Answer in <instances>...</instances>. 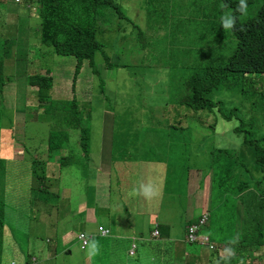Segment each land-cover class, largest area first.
I'll return each instance as SVG.
<instances>
[{"label":"rangeland","instance_id":"obj_1","mask_svg":"<svg viewBox=\"0 0 264 264\" xmlns=\"http://www.w3.org/2000/svg\"><path fill=\"white\" fill-rule=\"evenodd\" d=\"M252 2L247 9L255 14L261 0ZM20 3L22 0H6L4 17H0L2 39L9 46L7 52L10 48V56L3 59L1 65L8 70L6 75L15 77L14 82L2 91V105L13 110L15 116L12 139L4 140L13 151L9 147L0 148L1 159L5 160L1 172L9 176L3 175L0 180L11 179L13 184L8 185L6 194L1 264H11L13 260L16 264H24L27 260L29 264H155L157 251L147 246H143L141 253L144 257L147 255L150 262L126 254L127 259L123 261L122 256L102 252L106 251V239L131 240L132 230L139 229L143 234H150L156 225L155 230L158 234L160 232L161 238L168 235L166 241L173 244L170 240L173 236L177 237L180 239L177 243L180 250L185 247L184 240L189 249L197 246L205 248L215 264H227L226 260L218 257L222 253L228 255L230 260L234 259V264H243L246 259L249 264H264V253L254 250V256H250V248L243 243L247 225H244L239 210H235L236 206L231 204L235 197L232 189L239 181L249 179V183L255 185L256 179L262 175L246 172L242 173V179L241 171L235 166L232 169L229 167L228 173H220L221 166L218 165L225 162L227 154L217 152V146L229 151L236 142L243 143V136L246 135L255 143L264 139V103L251 95L247 90L249 82L240 77L234 81V92L224 89L216 95L215 100L222 105L220 113L215 110L212 115L203 112L195 115L183 110L179 101L185 94L184 83L195 67L216 66L220 59L230 57L236 46L231 33L226 30L222 34V45L211 47L210 53H203L195 63L180 62L177 67V62L169 58L168 50L165 52L164 49L169 48L181 59L185 58L187 48L192 47L193 43L186 41L183 28L169 38L167 30L159 31L156 36L154 29L157 26L154 24L148 35L151 43L145 50L133 44L135 31L127 35L117 33L119 43L114 41L115 36L111 33L98 35L97 41L106 44V53L114 66L106 67V58L96 55L94 66L100 72V80L85 63L73 87L75 59L52 55L49 48L41 45L40 19L34 15L36 12L31 10L30 5L23 7ZM124 8L130 9L129 6ZM248 14L239 15V21ZM138 19L135 20L140 24ZM121 26L130 27L127 23ZM172 26L178 27V22L175 21ZM187 27H192L191 22ZM17 31L24 36L17 38ZM109 38L111 41L107 43ZM17 39H26L22 42L27 43L31 51L39 56L34 62L29 60L31 51L24 57L23 52L17 49ZM193 39H196V33H193ZM176 41L177 44H172ZM19 47L24 48V45L20 44ZM17 65L31 74L48 76L46 70H50L49 76L54 78L53 99L65 102L75 97L80 108L90 112L89 119L82 123L90 132L87 140L89 152H95L88 156L89 161L81 154L83 141L81 143L76 135L79 132L69 130L64 147L72 150V156L69 154L71 158L67 161L70 165L59 168V158L54 152L48 153L47 139L50 129L58 127L61 116L45 114L36 109L38 103L32 95L36 88L27 85L24 74L16 76ZM13 68L12 74L10 71ZM167 105L172 110H167ZM180 115L181 120L177 118ZM4 117L7 121L9 117L11 119L6 112ZM190 117L193 119L186 120ZM171 118L178 123L169 122ZM141 123L145 129L150 126L155 130L146 129L145 133H150V136L141 135L140 139H136L144 133ZM187 125L189 129H185ZM260 144L264 145L262 141ZM211 145L216 151L208 155L206 152ZM241 149L250 156L251 148ZM33 161L41 163L42 169L36 165V173H32ZM96 173L112 175L107 177ZM146 173H152L153 184L149 183ZM188 173H209L206 182L212 179L211 173H214L216 181L211 185L209 194L200 195L206 200H200L196 184H190ZM33 174L43 179L48 197L44 193L38 196L31 190L36 185ZM142 184L151 186L152 196L138 195L139 202L129 205L127 198L130 193ZM108 187L109 192L105 194ZM189 187L196 189L190 193ZM114 192L120 193L119 202L126 203L127 210L124 205H119L115 210L118 204L113 203L111 211L101 209L110 204V198L117 196ZM136 197L132 196V199ZM161 199L166 201L160 203ZM139 206L144 210H139ZM204 208L209 210L210 217L200 232L209 237L214 250L197 243L189 244L185 238L187 225L196 222ZM89 211L93 213L95 222H87ZM137 212L146 214L149 227L145 219H136ZM140 221L143 225H130ZM99 225L108 227L111 235L100 237L97 232ZM80 233L92 236L84 250H81L78 240ZM155 240L164 241L159 238ZM223 246H226V250L222 249ZM179 264L182 262L179 261Z\"/></svg>","mask_w":264,"mask_h":264},{"label":"trees","instance_id":"obj_2","mask_svg":"<svg viewBox=\"0 0 264 264\" xmlns=\"http://www.w3.org/2000/svg\"><path fill=\"white\" fill-rule=\"evenodd\" d=\"M5 3L6 0H0V17H4L2 14L5 12ZM252 3V0H247L249 7ZM20 4L23 7L30 5L31 10L36 12L33 14L40 19V43L49 48L52 55L73 57L75 59V71L72 79L73 87L85 63H88V66L92 68L93 74L97 75L100 80V72L94 66L96 55L106 58V67L114 66V64L110 63L106 53V44L97 41L98 35L111 33V35L115 36L114 41L119 43L120 40L117 38V33L120 34L121 32L127 35L135 30L136 33L132 37L133 44L145 50L151 43V39L147 36L151 33V27L154 24L157 26L154 29L156 36L159 31L167 30L169 38L177 35L179 28H183L186 41L193 43L192 47L187 48L188 52L184 54L185 58L181 59L169 48L164 49L165 52L168 50V57L177 62L175 65L177 67L185 61L195 63L203 53H210L211 47H220L222 45V34L226 31L221 26V18L223 16H235V28L227 30L236 40V46L232 54L226 59H220L219 64L216 66L195 67L191 72L190 78L184 83L185 94L179 99L180 105L183 110L186 109L188 110L186 112H191L195 115L199 112L212 115L215 110L220 113L222 105L215 100L216 95L220 94L224 89H230L231 92H234V81L238 77L249 82L247 90L251 92V95L256 100L264 103V83L262 82L264 79V0H261V4L255 14L252 10L247 9L249 16L241 22L238 19L241 14L236 11L239 1L236 0H185V2L182 0H22ZM125 6H129L130 9H125ZM137 13H141L139 20L141 23L138 26L133 22V16H136ZM175 21L178 22V27L172 26ZM190 22L192 27L185 28ZM123 23H127L130 27H122ZM1 33L0 31V148L2 146L10 148L7 143H4V140L7 138L12 139L11 130L13 129L15 112L2 105V91L7 85L14 82L15 77L6 75L5 72L8 73V70H4L1 65L3 59L10 56V48L7 52L9 46L2 39ZM193 33H196V39H193ZM22 36L24 35L17 31V38ZM22 40L26 39H17L16 46L20 48V44L24 45V48L20 49L24 51L22 55L26 57L31 48L27 46V43H23ZM110 41L111 39L109 38L107 43ZM177 43V41L172 42V44ZM199 47L202 48L199 49ZM36 57L39 56L31 51L29 60L34 62ZM144 60L146 59H142V61ZM16 67L18 68L16 76L24 74L25 77L27 76V85L36 88L35 92H32L33 98L38 103L36 109L42 110L45 114L61 116L57 122L58 127L50 129L47 139L48 153L54 152L55 156L59 158L57 160L59 168L62 169L68 163V159L71 158L69 154L72 156V150L64 147L65 140L69 136V130L79 132L76 135L81 143L83 141L81 144L83 149L82 156L88 159V156L93 155L95 152H89L87 145V140L90 136L89 129L87 126L82 125L84 120L89 119L90 112L81 109V105L78 104L75 97L65 102L53 99L54 78L49 76L50 70H46L48 72V76H46L38 73L31 74V72H26L24 67L18 65ZM10 73H14V68ZM251 75L255 76V78L250 77ZM166 108L167 110H172L168 105ZM5 112L11 115V119L9 117L8 121L4 117ZM167 113L165 112L164 114ZM181 116L177 118L181 120ZM191 119L193 118L190 117L186 120ZM169 122L178 123L175 118H171ZM198 124L200 125L201 123ZM172 128L176 127L173 126ZM209 128V130H212L211 127ZM141 129L144 133L139 134L136 139H140L141 135L149 137L150 133L146 134V129L155 130V128L150 126L145 129L143 123H141ZM168 129L170 128L168 127ZM185 129H189V125ZM85 140L86 144L84 143ZM242 141L244 142H236L229 151L226 149L222 150L217 146V152L223 151L227 154L224 159L225 162L223 164L220 163L218 167L221 166L220 173H228L229 167L232 169L235 166L241 171L242 179H244V174L242 173L246 172L261 173L262 175L260 179H256L255 185H251L248 179L244 180V182L239 181L238 185L232 189L235 197L231 204L236 206L235 210H239V214H242L244 225H247L246 237L243 243L247 248H250V256H254L252 255L254 250L264 253V188L262 187L264 184V145L260 144L261 141L264 144V139L255 143L246 135L243 136ZM113 144L114 140L112 141V146ZM243 147L251 148L249 157L244 154L241 149ZM208 151L206 152L208 155L213 154V151H216L214 145H211ZM235 152H237L236 155L233 154ZM60 155L63 156L59 157ZM245 157L248 158L247 161H245ZM4 162L5 160L1 159L0 151V177L3 175L9 177L1 172ZM32 164V173H36V165L42 169L41 163L33 161ZM33 178L36 185L35 187L32 186L31 190L38 196L44 193L45 197H48L49 192L44 189L43 179L36 174H33ZM215 181L216 178L213 174L212 186ZM8 185L13 186L11 179L8 181L0 180V264L4 255L2 244L4 243L5 235V202ZM259 188L261 190H258ZM39 201L36 200V202ZM155 229L156 226L152 232L153 238L155 237L153 234ZM136 245L135 240L128 252L129 256L136 254ZM247 261L248 259L244 260L243 264H249ZM226 262L227 264H234L236 261L233 259ZM11 264L16 263L13 260ZM24 264H29V260L25 261Z\"/></svg>","mask_w":264,"mask_h":264},{"label":"crops","instance_id":"obj_3","mask_svg":"<svg viewBox=\"0 0 264 264\" xmlns=\"http://www.w3.org/2000/svg\"><path fill=\"white\" fill-rule=\"evenodd\" d=\"M96 174L104 175L107 177L112 175V173H96ZM181 174H184V173H181ZM208 174L209 173H188V180L190 179V181H189L190 184H193V183L196 184V188H197L196 193L198 194L199 198H200V195H203V193H206L207 195L209 194V189L212 185V182H211L212 179L210 178L209 181L206 182ZM213 174L214 173H211V177ZM146 177L148 178L149 183L153 184L152 173H146ZM174 180L178 181L176 178ZM109 185H111V180H109ZM175 187L177 188L178 186H175ZM137 189H139V188H136L135 190H137ZM194 190H191V188L189 187L190 193L194 192ZM110 191H112V188H110ZM107 192H109V187L107 189H105V194ZM114 193H116L117 196L113 199L110 198V204L106 207L101 206L102 207L101 209L102 210L106 209V210L111 211L112 210V203H113V204H118V205H115V210H118L119 205H124L125 210H127L128 206L126 205V203L119 202V199L121 197L120 193H118V192H114ZM103 200H104V198H103ZM200 200L203 201V200H206V198H204V199L200 198ZM164 201H166V199H161L160 203H162ZM127 202L129 203V205L133 206V204L135 202H139L138 195L135 198V200H133L132 195H130L129 198H127ZM153 209H155V206L153 207ZM139 210L143 211L144 209L142 206H139ZM205 210H208V209L204 208L203 210H201L200 214ZM150 215H152V214H149V216ZM136 219H141V220L145 219L146 226H148V227L150 226V221L146 218V214L144 212H137ZM87 222L88 223L95 222V217L93 216V213L90 211L88 212V221ZM130 225L140 226V225H143V222L140 221L137 223H131ZM99 226H103V225H99ZM157 226L158 225H156V228H157ZM103 227L107 228L109 230L108 236H110L111 235L110 229L106 226H103ZM154 228L151 229L150 234H143L141 232V230H139V229L132 230V232H133V234L131 236L132 239L130 240V238H129V240L127 239V241L125 239L120 240V239H115V238L106 239L104 241L106 244V251H103L102 253L103 254L115 253L118 256H122L123 261H125L127 259V256H129V254H128L129 249L131 248V246L134 244V241L136 240V244H137L136 245L137 246L136 254L133 256H129V257L135 258L138 256V257L144 258L145 261H147L146 259H148V256L145 255L146 257H144L141 253L143 246H147L149 249L154 248V250L157 251V256L154 257V263L155 264H179V261L182 262V264H215L214 259L211 258L209 251L206 250L205 248L202 249V248H199L197 246V247H194L192 249H189L188 245L185 243V240H184L185 247L183 248V250H180L181 248L179 249V245L177 244L178 240H180V239L173 236L172 240H170V241L174 242L172 244L171 242L166 241V240H168L169 236L165 235L164 238H161L160 232H159L158 236H155L153 238L152 232H153ZM99 236L102 237L101 235H99ZM157 238L163 239L164 241L155 240ZM150 241L152 243H150ZM225 248H226V246L222 247L223 250H226ZM149 252H151V251H149ZM125 254L127 256H125ZM167 254H170V255H167ZM218 257L223 258L226 261L227 260L230 261V258L228 257V255H225V253L218 254ZM149 262H150V260H149Z\"/></svg>","mask_w":264,"mask_h":264},{"label":"built area","instance_id":"obj_4","mask_svg":"<svg viewBox=\"0 0 264 264\" xmlns=\"http://www.w3.org/2000/svg\"><path fill=\"white\" fill-rule=\"evenodd\" d=\"M208 217V213H203L196 222L189 224L186 227L185 238L189 244L197 243L200 246H207L210 250H213L214 246L210 243L208 236L200 233L201 228L206 225ZM98 231L102 236H106L109 233L104 227H98ZM153 234L157 236L158 232L155 230ZM88 238L89 237L83 233L78 235V240L81 242L82 247L86 246Z\"/></svg>","mask_w":264,"mask_h":264},{"label":"clouds","instance_id":"obj_5","mask_svg":"<svg viewBox=\"0 0 264 264\" xmlns=\"http://www.w3.org/2000/svg\"><path fill=\"white\" fill-rule=\"evenodd\" d=\"M247 8H248V5H247V2H246V0H239V4H238V6H237V8H236V11L237 12H239L240 14H242V15H246L247 14ZM136 16H140V18H141V13L139 14V15H136ZM136 16H133V22L135 23V25L136 26H138V25H140V24H138L137 22H136V20L135 19H138ZM140 18L138 19V20H140ZM141 23V22H140ZM134 26V25H133ZM221 26H222V28L223 29H225V30H231V29H234L235 28V26H236V17L235 16H223L222 18H221ZM133 31H135V30H133ZM136 32V31H135ZM148 37V36H147ZM39 42H40V38H39ZM42 45V44H41ZM17 49L19 50V51H21V52H23L24 53V51L23 50H20V48H18L17 47ZM30 52V51H29ZM27 57V56H26ZM35 57V56H34ZM51 73V72H50ZM50 75V74H49ZM10 150L11 151H13L11 148H10ZM236 153V152H235ZM152 194H153V191H152V188H151V186L150 185H141L140 186V188L139 189H137V190H133V192H131L130 193V195H132V196H135V195H144L145 197H148V198H150L151 196H152ZM203 213H205V211H203L201 214H203ZM206 213H208V215H209V217H210V214H209V210H206ZM201 214H200V216H201ZM199 216V217H200ZM209 217H208V220H209ZM198 220V219H197ZM196 220V221H197ZM208 220H207V222H208ZM193 223V222H192ZM189 224H191V223H189ZM188 224V225H189ZM207 224V223H206ZM187 225V226H188ZM102 227V226H101ZM97 232H98V234L99 235H101L100 233H99V231H98V228H97ZM109 232V231H108ZM201 233V232H200ZM81 234V233H80ZM83 234H85V233H83ZM202 234H204V233H202ZM86 235V234H85ZM109 235V233L106 235V236H102V237H107ZM87 236V235H86ZM89 238H88V242H87V244H86V246H84V247H80L81 248V250H84L87 246H88V243H89V239L92 237L91 235L90 236H88ZM209 238V237H208ZM80 242V241H79ZM80 244H81V242H80ZM214 249H215V247H214ZM213 249V250H214ZM210 250V249H209ZM234 254V253H233ZM230 258V257H229Z\"/></svg>","mask_w":264,"mask_h":264}]
</instances>
